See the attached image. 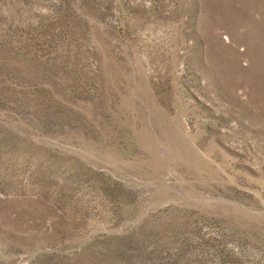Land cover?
<instances>
[{"label": "rangeland", "instance_id": "rangeland-1", "mask_svg": "<svg viewBox=\"0 0 264 264\" xmlns=\"http://www.w3.org/2000/svg\"><path fill=\"white\" fill-rule=\"evenodd\" d=\"M0 264H264V0H0Z\"/></svg>", "mask_w": 264, "mask_h": 264}]
</instances>
